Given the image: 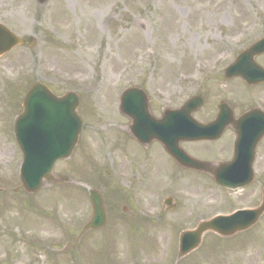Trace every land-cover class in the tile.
<instances>
[{
    "label": "rangeland",
    "instance_id": "374dc122",
    "mask_svg": "<svg viewBox=\"0 0 264 264\" xmlns=\"http://www.w3.org/2000/svg\"><path fill=\"white\" fill-rule=\"evenodd\" d=\"M0 23L37 41L0 58V264H176L184 227L260 204L264 158L253 185L227 191L207 176L181 173L159 144L140 147L119 105L135 86L147 92L157 117L195 94H206L198 115L205 119L220 99L261 102L259 90L249 96L237 81L222 84L224 68L264 36V0H0ZM37 81L58 96L77 93L83 127L71 159L54 169L72 182L30 196L19 180L14 125ZM225 146L228 139L183 147L218 161ZM89 189L108 202L109 222L76 243L93 214ZM168 197L173 211L164 207ZM124 198L137 211L123 212L130 206ZM14 235L26 236L25 246ZM179 264H264V217L233 239L207 234Z\"/></svg>",
    "mask_w": 264,
    "mask_h": 264
},
{
    "label": "water",
    "instance_id": "95a60500",
    "mask_svg": "<svg viewBox=\"0 0 264 264\" xmlns=\"http://www.w3.org/2000/svg\"><path fill=\"white\" fill-rule=\"evenodd\" d=\"M38 1L43 4L46 0ZM25 44V39L16 36L6 26L0 24V57ZM29 45L32 48L36 45L33 37L29 39ZM260 54H264V39L240 58L245 60ZM243 59L228 69V76H246L251 69L243 67L245 65ZM263 72L260 70V73L264 74ZM247 82L254 84V81ZM80 102V98L74 93L57 97L41 83H35L24 98L23 112L16 120L15 133L23 153L20 179L23 188L29 194L38 192L45 183L68 181L64 177L53 176V169L58 161L71 157L79 143L82 130V120L78 114ZM197 103H188L177 113L165 111L164 118L156 120L150 113L146 94L139 88H133L123 94L121 112L132 120L131 133L141 145L146 147L158 141L180 166L208 173L218 185L228 189L247 186L253 180V170L252 161H244L247 153L243 146H237L236 158L232 163L218 168L190 158L180 148V143L184 141L218 139L222 134L219 124L231 122L228 119L224 120L223 116L209 125L199 124L192 118L188 119L187 117L195 110L191 107ZM246 119L248 118L245 117L244 120ZM256 130L258 129L252 131L257 134L248 147L250 154H253L257 143L264 135V127L260 128L259 132ZM90 199L94 207V218L84 232L102 229L107 223V213L101 194L91 190ZM167 201L170 203V200ZM263 214L264 192L263 203L256 210L237 212L229 217H216L201 223L195 231L183 233L180 239V257L197 249L206 233L214 232L223 237H230L254 226Z\"/></svg>",
    "mask_w": 264,
    "mask_h": 264
},
{
    "label": "flooded vegetation",
    "instance_id": "af4514ba",
    "mask_svg": "<svg viewBox=\"0 0 264 264\" xmlns=\"http://www.w3.org/2000/svg\"><path fill=\"white\" fill-rule=\"evenodd\" d=\"M263 57L264 56H261V57L257 58V60L259 61V59H261ZM226 69H227V67H225L224 70H223V79L224 80H225V77L224 76H225ZM251 78L258 79L259 77L257 76V77H251ZM234 81H237V83L241 84L246 89L247 95H249L251 92H257V90H259V93L261 95H263V93H264V83H260L258 85L250 86L246 82H244L242 79H239V78L238 79H234V80H230V81H226L225 83L226 84L228 82L233 83ZM237 92H238V90H234L233 91V94L236 95ZM260 94H259V96H260ZM201 95L204 97V102H205L204 103V106L202 108H200L194 114V116L196 118H198L199 120H201V121H211V120L215 119L216 116L218 115L219 111H220V106L222 104H227V108H231L233 110V112H234L235 122L233 124H230V125H227L226 126V128L223 131V134H222V136L220 138V140H222V139H228L229 146H225V148L222 149V154H219L218 155V157H219L218 159L219 160L217 159L219 162L227 163L233 157L234 147L236 145V142L238 141V137L242 133L243 128H245L247 126L246 124H242L239 121L240 118H241V116L244 115V113H247V112L253 111V110L259 111L261 113L264 112V97L260 96V98H258V99H261L262 101L261 102H257L255 104L254 103H251L252 100H250L251 99L250 97H247V99H245L244 102H239V103H237L235 100H234V103H230V101L227 100V99H220L218 102L212 104L209 107V112H208L209 114H207L209 116V118H206L205 119L202 116H200V117L198 116L205 109V107L207 106V103H208V99L205 97L206 94H203L202 93ZM259 115H260V113H259ZM220 140H218V141H220ZM210 143H213V142H205V143H202V144H210ZM262 158H264V138L260 141V143L258 144V146L256 148V151H255V160H254V166H253L254 169H256L257 164H259V161ZM223 159H225V160H223ZM218 161H212V162H218ZM122 200H123V202H126L127 201L128 203H130L129 204L130 206H127V205L123 206V212L126 213V211H130V212L133 213L134 210L137 211V209H138L137 203H135L134 204V207H133L132 202H131V199H129V198L128 199H125L124 198ZM107 203L108 202H106V204ZM107 207H108V209H111V207L108 206V204H107ZM25 238H26V236L25 237H19V239H18L14 235L13 240L14 239L16 240V244L17 243L18 244L20 243L23 246H25V242H26Z\"/></svg>",
    "mask_w": 264,
    "mask_h": 264
}]
</instances>
